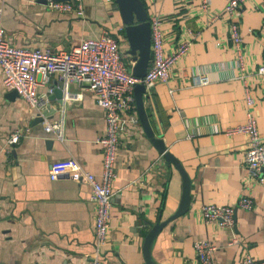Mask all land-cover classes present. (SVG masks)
<instances>
[{
  "label": "crops",
  "instance_id": "0c3cea01",
  "mask_svg": "<svg viewBox=\"0 0 264 264\" xmlns=\"http://www.w3.org/2000/svg\"><path fill=\"white\" fill-rule=\"evenodd\" d=\"M148 17L160 16L166 50L182 37H194L171 67L166 80L143 91L152 129L189 175V205L169 219L150 244L156 264H202L194 240L214 244L210 264H241L245 253L264 258V184L247 175L243 153L247 134L227 129L244 121L242 69L228 39L226 0H209L213 19L201 0H143ZM5 37L14 44L68 49L84 36L109 30L118 38L128 70L135 58L115 1L83 0L84 12L60 11L45 0H0ZM241 52L247 70L264 60V0H246L238 16ZM219 41V42H218ZM132 72V71H131ZM209 80L197 83L196 74ZM258 130L264 134V79L248 76ZM55 73L48 84L56 86ZM67 90L78 98L49 93L37 110L3 86L0 67V264H88L95 249V203L90 183L72 170L50 178L52 160L73 156L99 174L105 128L95 93L74 80ZM136 112L138 115L136 103ZM50 121V129L44 124ZM20 128L17 141L10 132ZM109 226L99 245L101 264H149L142 243L146 229L173 213L182 193V177L147 134L140 118L126 121L116 153ZM247 194L245 208L237 198ZM204 202L234 205V224L205 220Z\"/></svg>",
  "mask_w": 264,
  "mask_h": 264
},
{
  "label": "built area",
  "instance_id": "2783aa9c",
  "mask_svg": "<svg viewBox=\"0 0 264 264\" xmlns=\"http://www.w3.org/2000/svg\"><path fill=\"white\" fill-rule=\"evenodd\" d=\"M245 1L226 0L223 6V12L228 17V39L235 48L236 61L242 69L240 77L243 81L246 103L244 121L229 127L227 131H242L247 134V145L243 153L246 173L264 184V134H261L257 127L256 116L252 109L254 96L248 81V76L252 75L264 79V60L250 71L246 69L243 61L238 16L241 14ZM45 2L49 7L60 11H74L78 15L84 12L83 0H45ZM200 7L210 14L211 19L217 16V12L209 9V0H201ZM1 11L2 4L0 3V67L5 88L15 89L20 97L41 111L49 98V93L53 91V85H47L44 90H40L38 86L48 84L50 75L55 73L57 78L63 80L66 98L72 99L80 96V92L67 90L68 81L74 80L92 90L97 102L103 108L105 128L103 133L97 137L102 145L100 173L96 174L88 170L73 156L52 160L48 170L50 178H55L63 170H72L90 183V198L95 203L93 222L95 249L88 264H101L98 248L105 239L109 226L113 194L111 183L116 176L115 160L120 133L126 121L136 122L138 120L134 83L142 81L145 86H150L158 80H166L175 60L189 47L194 33L180 38L171 49L166 50L160 16L156 13L150 15L148 18L151 56L145 73L138 76L128 70L118 38L105 28L96 35L80 38L68 49L31 47L14 44L5 37ZM208 80L206 73L196 74L197 83H206ZM44 127L50 129L49 120H46ZM21 134L20 128L13 129L7 142L17 141ZM237 204L250 208L253 204L252 197L242 194L237 198ZM200 211L205 220H214L222 226L234 224V205L232 204L204 202L200 205ZM194 247L202 264L212 262V252L215 247L212 242L205 238H198L194 240ZM241 264H264V258L245 253L241 258Z\"/></svg>",
  "mask_w": 264,
  "mask_h": 264
},
{
  "label": "water",
  "instance_id": "95a60500",
  "mask_svg": "<svg viewBox=\"0 0 264 264\" xmlns=\"http://www.w3.org/2000/svg\"><path fill=\"white\" fill-rule=\"evenodd\" d=\"M120 12L121 20L124 25L125 35L128 41V51L132 53L135 62L132 65L131 71L133 74L141 76L145 73L150 61V22L148 12L143 0H114ZM146 89L144 82L136 81L134 83V97L138 111L139 118L154 144L161 151L163 157L172 162L179 170L182 177V193L179 204L176 210L167 218L157 219L151 224L144 234L142 243L143 254L145 260L149 264H156L152 261L150 256V244L154 236L161 229V227L171 218L184 212L189 205V175L181 164L180 160L166 148L162 138L154 133L150 122L148 120L144 104L143 91ZM11 92L17 93L15 89H10ZM59 99L63 95V80L57 81L51 93Z\"/></svg>",
  "mask_w": 264,
  "mask_h": 264
},
{
  "label": "trees",
  "instance_id": "16d2710c",
  "mask_svg": "<svg viewBox=\"0 0 264 264\" xmlns=\"http://www.w3.org/2000/svg\"><path fill=\"white\" fill-rule=\"evenodd\" d=\"M144 4H145V2H144Z\"/></svg>",
  "mask_w": 264,
  "mask_h": 264
}]
</instances>
